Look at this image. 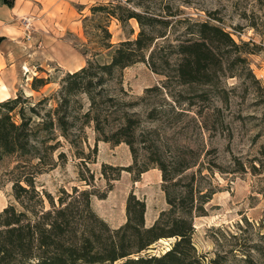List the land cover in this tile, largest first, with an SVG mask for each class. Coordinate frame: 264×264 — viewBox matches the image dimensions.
Returning a JSON list of instances; mask_svg holds the SVG:
<instances>
[{"label": "rangeland", "instance_id": "1", "mask_svg": "<svg viewBox=\"0 0 264 264\" xmlns=\"http://www.w3.org/2000/svg\"><path fill=\"white\" fill-rule=\"evenodd\" d=\"M112 1H122L129 8L171 24L163 28L158 23L154 29L156 36L166 37L156 40L153 61L147 56L146 62L117 71L95 90L120 102L108 104L111 108L104 106V114H111V127L118 124L121 114L114 113L116 109L136 114L138 168L155 172L145 180V173L141 174L140 181L134 182L138 170L123 171L110 187L102 175L103 165H134L130 147L98 140L95 123L85 117L90 107L88 94L67 96L70 103L60 104L64 100V79L69 74L86 67L89 60L99 64L111 61L114 49L94 55L105 39L99 24L109 26L114 47L138 37L140 26L136 20L123 26L115 19L107 22L102 15L92 13L94 6ZM127 1L53 0L40 15L34 13L19 21L18 48H4L9 54L13 52L15 58L11 60L17 63L15 90L10 92V98L21 94L37 106L36 122L49 120L48 112L51 113L55 127L53 131L40 132V154L36 158L3 157L0 212L16 204L15 181L35 173V186L47 209V195L59 205L63 190L72 193L76 187L98 195L107 193L103 200L93 196V210L112 228H119L126 223L127 200L134 193L147 204L146 226L150 227L161 212L169 209L157 163L165 162L169 168L188 164L191 168L178 178L194 174L195 187L208 192L211 198L204 206L207 216L194 214L193 244L197 255L204 262L220 255L227 264H244L241 258L250 252L254 260L264 264L259 251L264 248V0ZM26 19L32 20L29 29ZM207 20L224 27L237 47L220 56L224 68L217 73L215 85H181L174 71L179 56L171 44L176 46L189 37L186 33L191 23ZM34 78L50 83L33 90ZM124 103L134 105H118ZM59 107V112H54ZM58 118L66 120L67 131L57 126ZM158 171L161 177L156 175ZM82 176L94 186L81 181ZM244 239L253 248L241 253L233 251ZM175 241H159L148 252L162 254Z\"/></svg>", "mask_w": 264, "mask_h": 264}, {"label": "trees", "instance_id": "2", "mask_svg": "<svg viewBox=\"0 0 264 264\" xmlns=\"http://www.w3.org/2000/svg\"><path fill=\"white\" fill-rule=\"evenodd\" d=\"M4 3L13 6L10 0H4ZM91 10L94 15H102L107 22L115 19L123 26L136 20L140 32L135 40L128 39L114 47L109 26L99 24L105 39L95 49L94 55L114 49L111 61L99 64L89 60L86 67L69 74L64 79V100L60 106L65 101L70 103L67 96L79 92L88 94L90 107L85 117L95 123L98 140L114 146L126 143L134 157V165L128 167L104 164V179L111 187L120 179L123 171L138 170V177L134 180L138 182L140 175L149 169L138 168L136 143L139 121L135 118L136 114L116 109L114 113L121 114L118 124L111 127V114H104L107 111L104 106L111 108L108 104L118 101L108 95L102 96L95 90L111 80L117 71L146 62L147 56L153 61L156 40L166 37L165 34L156 36L154 29L158 23L163 28H168L171 22L138 12L122 1L94 6ZM186 34L189 37L180 40L176 46L171 44L173 52L179 56L174 70L178 81L185 86L215 85L217 73L224 68L220 56L231 53L237 43L224 27L211 20L191 23ZM165 63L169 64L168 61ZM153 70L157 71L156 68ZM49 83V80L34 78L32 88L38 90ZM118 105L131 107L134 103ZM36 107L21 94L0 102V162L8 155L36 158L40 154L39 134L42 131H53L55 122L49 112V120L36 122L34 117L39 115ZM59 110L60 107L54 112ZM57 126L62 131H67L64 118H58ZM157 165L162 172L163 190L169 209L161 212L150 227L146 226L147 204L134 193L127 200L126 223L119 228H112L92 207L93 196L103 200L107 193L98 195L95 191L76 187L72 193L63 190L59 205L47 195L50 203V208L47 209L43 195L35 186V173L23 175V179L16 180L13 185L16 204H11L0 212V264H227L224 256L218 255L215 259L204 262L197 255L193 244L194 214L207 216L204 206L211 198L208 192L204 193L195 187L194 174L190 178H178L191 167L181 163L176 168H169L161 161ZM109 170L114 173L110 174ZM91 179L94 180V175ZM81 181L94 186L84 176ZM165 239L176 241L162 254L148 252L153 245ZM248 242L244 239L237 243L233 251L241 253L245 248H253ZM254 248L257 249V246ZM259 251L264 257V248ZM235 259H238L237 255ZM241 259L244 264H260L250 252Z\"/></svg>", "mask_w": 264, "mask_h": 264}, {"label": "crops", "instance_id": "3", "mask_svg": "<svg viewBox=\"0 0 264 264\" xmlns=\"http://www.w3.org/2000/svg\"><path fill=\"white\" fill-rule=\"evenodd\" d=\"M11 2H13L12 7L5 4L4 0H0V81L3 84L0 85V102L9 99L15 90L13 75L17 66L16 61H12L15 58L13 52L9 54L4 48L7 46H11L13 50L18 48L20 43L18 34L21 33L18 28L19 21L34 13L40 15V12L46 10V5L53 0H12ZM153 173L155 172H146L142 179H147ZM157 173L156 175L161 177L160 171Z\"/></svg>", "mask_w": 264, "mask_h": 264}, {"label": "built area", "instance_id": "4", "mask_svg": "<svg viewBox=\"0 0 264 264\" xmlns=\"http://www.w3.org/2000/svg\"><path fill=\"white\" fill-rule=\"evenodd\" d=\"M31 19H26L25 20V26H26V29H29L31 27Z\"/></svg>", "mask_w": 264, "mask_h": 264}, {"label": "bare ground", "instance_id": "5", "mask_svg": "<svg viewBox=\"0 0 264 264\" xmlns=\"http://www.w3.org/2000/svg\"><path fill=\"white\" fill-rule=\"evenodd\" d=\"M161 241H163V240H161Z\"/></svg>", "mask_w": 264, "mask_h": 264}]
</instances>
